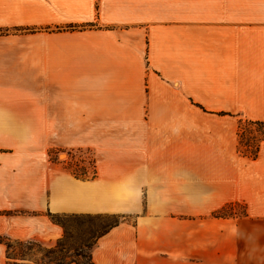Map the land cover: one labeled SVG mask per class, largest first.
Instances as JSON below:
<instances>
[{
  "label": "crops",
  "instance_id": "obj_1",
  "mask_svg": "<svg viewBox=\"0 0 264 264\" xmlns=\"http://www.w3.org/2000/svg\"><path fill=\"white\" fill-rule=\"evenodd\" d=\"M233 115L264 123V0H0V131H85L96 172L0 139V235L119 216L93 264H264V140L241 154Z\"/></svg>",
  "mask_w": 264,
  "mask_h": 264
},
{
  "label": "rangeland",
  "instance_id": "obj_2",
  "mask_svg": "<svg viewBox=\"0 0 264 264\" xmlns=\"http://www.w3.org/2000/svg\"><path fill=\"white\" fill-rule=\"evenodd\" d=\"M69 27L72 28L69 29ZM87 30H99V27H97L95 24L67 25L58 29L48 30L47 32H83ZM233 116L236 117V121L240 127L239 140L241 141L240 146H242L239 149L240 153L243 154V152H245V148L243 147L244 145H250L251 149L248 150V152L253 151V147L257 145V142L262 137L264 130L252 126L251 123H253V121L248 120L247 115ZM84 132L85 131L70 130L48 131L49 134L46 138L45 131L43 134V131L40 130H10L0 131V139L8 140L10 143H13L11 148L17 149L18 147H23L29 151L27 153L33 155H42L44 152H46L47 159L50 164L57 165L70 175L73 173L79 174L81 170H84L85 174L90 177L92 173L95 172L94 151L90 148L72 146L77 139L81 138V135ZM98 132L101 131H97V133ZM46 142H48V145ZM219 212L220 215L218 217L223 218L231 217L232 214L230 207ZM236 212L241 213L242 209L236 208ZM215 214H213V216ZM59 221L65 225L68 232L64 238L66 249L68 250L66 255L69 257L67 261L71 260L72 258V260L78 263L85 264L86 259L76 254L86 256L88 254V249L85 246H90L93 243L94 237H96L103 227H105V225H108L114 221V218L95 216L67 218L61 217L59 218ZM16 241V239L0 235V264H9L11 262L6 256V245H13V243ZM35 243L40 246H34L33 250H30L29 256L31 259H39L41 255L38 252L43 251V249L53 247L56 242Z\"/></svg>",
  "mask_w": 264,
  "mask_h": 264
},
{
  "label": "trees",
  "instance_id": "obj_3",
  "mask_svg": "<svg viewBox=\"0 0 264 264\" xmlns=\"http://www.w3.org/2000/svg\"><path fill=\"white\" fill-rule=\"evenodd\" d=\"M71 28L72 27H69V29ZM251 125L254 126L255 128L257 127L259 129L264 130V123L253 122L251 123ZM263 140H264V133L262 134V137L257 142V145L253 147L252 149L253 151L248 152V150L251 149L250 145H244L243 147L245 148V152H243V154L251 158L255 157L257 150H258L259 143ZM240 142L241 141L239 140V148L242 147L240 146L241 145ZM72 175L76 179H80V180H87V179L92 180L95 178V172H93L92 175L88 177L85 174L84 170H81L79 174L73 173ZM219 215H220V212H217L214 216L218 217ZM49 217L54 224H56L62 229L61 239L56 241L53 247L43 249V251H39L38 253L41 255L39 259H31V257L29 256V252L30 250H33L34 246H40V245H37L34 241H18L17 240L15 243H13V245L7 244L6 245V248H7L6 256H7V259L11 261L9 264H83V263H78L72 260L71 256H70L71 260L67 261L69 257L66 255L68 250L66 249V243L64 241V238L68 234V232H67V228L65 227V225L59 221V218L61 217L63 218L93 217V216L49 215ZM95 217H112L114 218V221H112L110 224L105 225V227H103V229L96 235V237H94L93 243L90 246H87V245L85 246L88 249V254L86 256L81 255V254H76L86 259L85 264H93L91 261V250L93 249L96 241L101 236H103L109 229L118 225L121 222V217L119 216H95Z\"/></svg>",
  "mask_w": 264,
  "mask_h": 264
}]
</instances>
